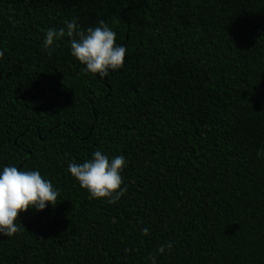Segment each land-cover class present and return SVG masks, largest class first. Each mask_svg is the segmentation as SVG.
I'll list each match as a JSON object with an SVG mask.
<instances>
[{"label": "trees", "instance_id": "obj_1", "mask_svg": "<svg viewBox=\"0 0 264 264\" xmlns=\"http://www.w3.org/2000/svg\"><path fill=\"white\" fill-rule=\"evenodd\" d=\"M73 18L108 22L123 67L85 74L66 36L46 52ZM0 53V165L59 190L0 264H264V0H0ZM97 149L125 156L115 203L67 172Z\"/></svg>", "mask_w": 264, "mask_h": 264}, {"label": "clouds", "instance_id": "obj_2", "mask_svg": "<svg viewBox=\"0 0 264 264\" xmlns=\"http://www.w3.org/2000/svg\"><path fill=\"white\" fill-rule=\"evenodd\" d=\"M68 38L70 55L83 65L85 74H94L103 80L111 71L123 67L127 48L116 43V32L108 22L100 19L87 27H81L75 18L65 20L62 27L43 30V48L51 52L61 37ZM2 55V53H0ZM262 154L257 149L256 155ZM127 167L125 156H109L101 150H93L90 158L82 163L69 162L67 172L85 189L90 199L105 198L115 203L125 192L122 170ZM59 190L39 170H22L15 165H0V236L11 237L18 233L19 212L26 209L42 211L58 202ZM148 229L141 228L140 234L147 235ZM173 242H164L156 253L170 252ZM148 264H156L155 256L149 255Z\"/></svg>", "mask_w": 264, "mask_h": 264}]
</instances>
